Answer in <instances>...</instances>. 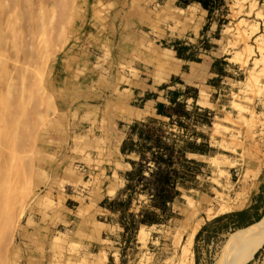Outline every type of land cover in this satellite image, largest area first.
Here are the masks:
<instances>
[{"label":"rangeland","instance_id":"1","mask_svg":"<svg viewBox=\"0 0 264 264\" xmlns=\"http://www.w3.org/2000/svg\"><path fill=\"white\" fill-rule=\"evenodd\" d=\"M213 2L0 0V264H188L189 225L190 264L233 263L264 214V0ZM179 42L215 60L214 88L117 154L93 78Z\"/></svg>","mask_w":264,"mask_h":264},{"label":"crops","instance_id":"2","mask_svg":"<svg viewBox=\"0 0 264 264\" xmlns=\"http://www.w3.org/2000/svg\"><path fill=\"white\" fill-rule=\"evenodd\" d=\"M166 49L172 54L166 55ZM137 50L144 63L150 66L147 73L140 69L137 73H128L124 69L123 72L119 70L112 75L93 78L103 93L99 103L101 112L110 117L97 134L103 137L105 145L114 146L117 154H121V148H124L126 154L135 155L136 148L148 140L147 132L154 139L161 125L175 118L179 111L189 109L192 104L199 106L200 88L202 93L205 92L203 87L214 88L209 82L221 73L212 58L190 59V47L185 58H178L173 48L154 44L141 43ZM131 62L134 60L125 59L122 64ZM108 90L110 92L106 94ZM201 98L204 100L205 96Z\"/></svg>","mask_w":264,"mask_h":264},{"label":"bare ground","instance_id":"3","mask_svg":"<svg viewBox=\"0 0 264 264\" xmlns=\"http://www.w3.org/2000/svg\"><path fill=\"white\" fill-rule=\"evenodd\" d=\"M223 189V187H221ZM229 188V187H227ZM226 188V189H227ZM217 189V188H216ZM215 189V190H216ZM217 191V190H216ZM213 192V191H212ZM227 192V191H226ZM219 193V192H218ZM221 194V193H220ZM228 194V193H227ZM211 195V194H210ZM214 195V194H213ZM224 196V195H223ZM216 198V196H214ZM231 197V196H230ZM239 197V196H238ZM241 197V196H240ZM218 199V198H217ZM231 199V198H230ZM199 202L202 201H208V198L205 197H198L197 199ZM227 200V199H226ZM239 200V199H238ZM197 201V202H198ZM192 202V200L190 201ZM218 202V201H217ZM221 202V201H220ZM229 202V200H228ZM232 202V201H231ZM216 203V202H214ZM212 204V203H211ZM243 202L241 203V205ZM235 205V204H234ZM233 205V206H234ZM239 205V204H238ZM188 206V205H187ZM212 206V205H211ZM231 206V207H233ZM226 207L225 204L221 203L220 205L213 207L212 209L207 210L206 215L211 216L214 214H217L221 211H223ZM191 210H189L190 212ZM200 210H197V212ZM228 211V210H227ZM188 213V212H187ZM204 213V212H203ZM186 219V218H185ZM196 220V219H195ZM185 222V221H184ZM189 222V220L187 221ZM196 222V221H195ZM198 223V222H197ZM200 223V222H199ZM191 224V223H190ZM187 225V224H186ZM193 225V224H192ZM188 226V225H187ZM195 226V225H194ZM196 227V226H195ZM186 229V230H185ZM196 228H193L189 225V227L184 228V231H186V238L184 239V244L181 247V251L183 253L184 260L186 262H189L191 260V253H190V245L192 242V238L194 235ZM182 234V233H181ZM181 236V235H180ZM179 236V238H180ZM185 237V236H184ZM183 237V238H184ZM182 242V241H181ZM264 243V214L261 215V217L255 221L252 225H250L247 229H245L238 242V249L236 250L235 256H233V263L232 264H245L248 260L252 258L256 250Z\"/></svg>","mask_w":264,"mask_h":264},{"label":"trees","instance_id":"4","mask_svg":"<svg viewBox=\"0 0 264 264\" xmlns=\"http://www.w3.org/2000/svg\"><path fill=\"white\" fill-rule=\"evenodd\" d=\"M213 1L214 0H177V5L181 6V7H185L188 4H190L191 2H198V3L201 4V6L203 8L207 9L209 11V13H211L212 7L214 6V4H213L214 2ZM172 48H173V50H175L176 56L178 58H183V57L185 58V54L184 53H186V51L188 50V46H182L180 44V42H179V43L172 44ZM188 57L190 59H193V58L190 57V55ZM193 60L199 61V60H196V59H193ZM148 134L149 133L147 132V135H146L148 137L147 139H150L151 136H149ZM145 141L147 142L148 140L145 139ZM121 152L125 153L124 152V148H121Z\"/></svg>","mask_w":264,"mask_h":264}]
</instances>
